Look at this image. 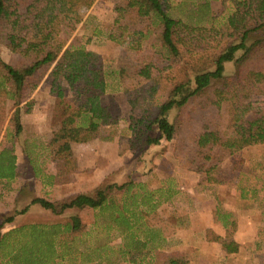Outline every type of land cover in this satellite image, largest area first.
I'll use <instances>...</instances> for the list:
<instances>
[{
	"label": "trees",
	"instance_id": "16d2710c",
	"mask_svg": "<svg viewBox=\"0 0 264 264\" xmlns=\"http://www.w3.org/2000/svg\"><path fill=\"white\" fill-rule=\"evenodd\" d=\"M95 2L0 0V45L20 54L15 66L0 55V134L9 101L14 106L21 105L48 74L60 120L50 141V146L56 148L58 170L47 175L45 183H69L66 165L71 163L73 170L77 169L71 156L72 143L103 136L104 129L118 123V115L103 98L112 79L123 85L125 92L135 89L133 104L137 105L141 97L147 102L143 115L133 117L130 122L129 149L142 150L159 144L163 138L175 140V153L186 145L191 170L202 175V182H234L222 163L239 150L264 144V107L246 103L250 96L264 94V0H222L223 7L232 10L224 22L212 27L217 43L215 40L207 44L194 41L191 35L196 28L172 15L161 0H120L109 38L131 49L149 51L144 66L117 64L114 69L107 68L101 53L86 47L88 41L82 44L74 38L68 43L67 35L82 21L80 8H89ZM209 6L200 9L204 11ZM204 15L216 21L214 12L204 11ZM155 55L183 63L182 67L163 77L157 72ZM229 62L235 63V74L225 73ZM145 80L150 83L148 87L142 85ZM128 81L130 86H126ZM134 82L142 87L137 88ZM69 91L75 95L74 99L69 98ZM158 95L165 98L152 107L150 103ZM174 110L177 113L171 120ZM30 111L28 105L15 110L11 118L14 136L24 131L21 115ZM153 132L158 135H152ZM129 149L123 147L121 152ZM16 167L14 148L1 150L0 185L16 177ZM41 173L36 167L35 177L41 179ZM165 192L129 179L123 183L103 182L93 194L80 192L58 201L35 197L31 203L58 216L72 210H96L97 222L103 216L105 228L120 233L124 241L121 256L131 263L188 264L183 252L161 248L164 239L160 229L148 222L149 215L172 197L168 189V196L162 199ZM1 197L2 191L0 200ZM27 211L28 207L17 214ZM14 220L12 215L0 224V252L12 247L3 256L0 254V264H60L56 260L64 259V255L56 248V237L75 239L88 229L76 213L64 224L32 223L2 233L4 226ZM236 229L234 219L226 237L208 231L207 239L221 243L228 254L235 253L240 244L230 236ZM12 232L20 236L14 244L8 243ZM91 256H85L86 264H110L106 257ZM68 264L85 263L70 260Z\"/></svg>",
	"mask_w": 264,
	"mask_h": 264
},
{
	"label": "rangeland",
	"instance_id": "374dc122",
	"mask_svg": "<svg viewBox=\"0 0 264 264\" xmlns=\"http://www.w3.org/2000/svg\"><path fill=\"white\" fill-rule=\"evenodd\" d=\"M119 1L96 0L89 8L81 7L82 21L75 31L67 35L68 43L74 38L82 44L88 41L86 47L101 53L108 69H114L117 64L142 67L146 64L148 49H131L109 38L110 30L115 26V7ZM161 1L172 15L196 28L191 36L194 41L199 40L202 44L213 43L215 40L217 43L218 39L212 34V27L224 22L232 10L231 7H223L222 0ZM227 4L230 6L231 3ZM205 5L209 8L204 7V11L214 12L216 21L210 16L202 17L204 11L200 8ZM0 55L4 61L14 66L20 59L19 53L4 45H0ZM154 62L157 72L163 77L173 75L183 64L159 55H155ZM236 71L234 62L226 64L227 75L235 74ZM133 84L139 88L142 85L148 87L150 83L145 80L142 85L136 82ZM130 85L128 81L126 86ZM68 96L70 99L75 98L72 91H69ZM134 96L135 89H131L130 93L125 92L123 85L110 79L103 98L118 115V123L104 129L103 136L83 144L73 143L74 153L71 156L76 160L74 166L77 169L73 170L71 163L66 165L72 185L67 184L68 182L57 185L45 183L48 180L47 175L56 174L58 170L56 148L50 146V141L60 120L56 98L50 91L49 75L46 74L41 79L37 89L21 105L14 106L9 101L0 134V151L14 148L17 167L16 177L4 183L5 185L2 184L0 189V224L12 215H15V220L6 224L1 232L13 231L32 223L64 224L70 216L79 213L88 229L75 239L56 237V248L64 255V259L57 258L58 263L68 264L70 260H75L76 263L86 264L85 256L92 254L93 259L106 257L110 264H135L123 259L120 253L124 245L123 238L114 228H105L106 221L103 216L97 222L96 210H72L58 216L39 204L31 203L35 197L62 200L71 196V192L80 190L93 194L103 182L123 183L133 179L145 184L148 189L166 190L162 199L168 196V189L172 193V197L162 202L157 211L148 217L149 224L160 229V236L164 239L161 241L162 249L183 252L188 264H264V144L239 150L222 163L223 170L233 176L234 182L204 183L202 175L191 170L184 147L186 145L175 153V140L167 141L163 138L159 144L142 150L129 149L132 142L130 122L133 117L143 115L144 108L147 107L143 97L137 105L133 104L131 100ZM164 98L165 95H158L150 105L153 107ZM246 103L264 107V94L252 95ZM23 105L31 106V111L22 113L24 131L19 136H14L15 129L11 118L15 110ZM176 113V110L172 111L171 120ZM152 135H158V132H153ZM123 147L129 150L122 153ZM36 167L42 170L41 179L35 177ZM26 207V213L17 214ZM230 210H233L232 213H229ZM211 211L219 219L221 217L230 222L234 218L238 220L236 235L240 240L239 252L228 254L221 243L207 240L204 232L212 223L208 215ZM217 230H222L221 224ZM230 238L233 240V235ZM19 239V233L12 232L8 243L14 244ZM11 248H4V252ZM3 253L0 252L1 256ZM3 261H7L6 257Z\"/></svg>",
	"mask_w": 264,
	"mask_h": 264
},
{
	"label": "crops",
	"instance_id": "0c3cea01",
	"mask_svg": "<svg viewBox=\"0 0 264 264\" xmlns=\"http://www.w3.org/2000/svg\"><path fill=\"white\" fill-rule=\"evenodd\" d=\"M2 137V136H1ZM3 138V137H2ZM2 138H1V140H2ZM81 144H83V143H81ZM72 153H74V148H73V143H72ZM72 183H73V181L71 180L69 183H67V184H71L72 185ZM0 189H2V184H1V187H0ZM80 192H83V190L81 191H74L73 193L71 192V196L72 195H75V194H78V193H80ZM229 209V208H228ZM232 211L233 210H230L229 211V213H232ZM208 215H209V218L211 219V221H212V223L211 224H209L208 225V228L207 229H205V232H204V235H205V237L207 238V232L208 231H211L212 232V234H214V235H219V236H222V237H225V235L227 234V229L228 228H231V227H229V224H231V222L233 221V220H231V222L230 221H226L224 218H221L220 217V219H219V216L218 217H216V215H215V213L213 214V212L211 211V213H208ZM228 217V214H226L225 215V218H227ZM235 219V218H234ZM236 221H237V223H238V220L236 219ZM220 224H221V227H222V230H217V228H219V226H220ZM237 231V230H236ZM234 232V234H233V240L234 241H236L237 243H239L240 242V240H239V238L237 237V235H238V232ZM236 233H237V235H236ZM207 240H209V239H207ZM216 242V241H215ZM240 247V246H239ZM241 248H239V250H240ZM239 250L237 251V252H239ZM236 253V252H235ZM230 254H232V253H230Z\"/></svg>",
	"mask_w": 264,
	"mask_h": 264
}]
</instances>
